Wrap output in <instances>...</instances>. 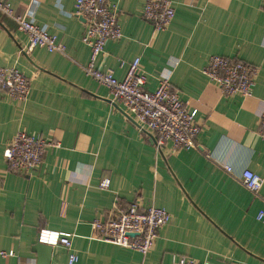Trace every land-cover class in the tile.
I'll return each instance as SVG.
<instances>
[{
	"label": "crops",
	"instance_id": "0c3cea01",
	"mask_svg": "<svg viewBox=\"0 0 264 264\" xmlns=\"http://www.w3.org/2000/svg\"><path fill=\"white\" fill-rule=\"evenodd\" d=\"M26 14L64 47V54L35 48L0 14V67L30 80L23 103L0 94V264H37L32 248L41 230L69 233L75 264H171L184 256L202 264H264V182L254 197L239 182L248 169L264 180V0H171L174 18L157 32L142 17L146 0H112L122 37L108 41L97 68L121 81L139 58L153 92L161 74L200 126L199 150H157L108 89L83 72L90 49L73 15L75 0H3ZM211 56L257 67L251 96L227 97L202 74ZM50 144L32 175L7 172L6 146L18 132ZM211 158H206L205 154ZM221 165L231 167L226 173ZM108 183L107 189H101ZM154 206L170 215L146 256L101 242L90 223L115 207ZM50 264H67L53 247Z\"/></svg>",
	"mask_w": 264,
	"mask_h": 264
},
{
	"label": "built area",
	"instance_id": "2783aa9c",
	"mask_svg": "<svg viewBox=\"0 0 264 264\" xmlns=\"http://www.w3.org/2000/svg\"><path fill=\"white\" fill-rule=\"evenodd\" d=\"M0 14L15 22L17 30L27 37V45L20 49L21 52L30 53L40 48L49 53L64 54L63 45L41 30L26 14H17L7 1L0 0ZM73 15L83 21L85 30L81 42L90 49L89 62L83 67L85 75L108 89L111 101L123 105L129 119L141 133L153 140L157 150L167 143H171L174 151L199 150L196 140L201 129L196 121L197 111L189 110L182 102L170 84V74H161L158 87L148 92L145 89L147 77L139 71V58L129 65L121 81L97 68L105 44L122 37L118 23L119 11L112 0H75ZM142 17L153 24L155 31H163L174 18L173 3L171 0H146ZM257 73L258 69L253 65L222 56H211L202 71L223 95L243 98L251 96ZM29 92L30 80L26 76L15 68L0 67V94L23 103ZM257 134L264 141V113L260 117ZM49 145L39 135L23 131L16 133L3 152L7 172L13 175L34 174ZM205 157L211 158L208 153ZM221 167L232 175L231 167ZM238 178L249 193L258 197L263 178L248 169L242 170ZM100 187L107 189L108 183H102ZM113 212L105 220L96 219L90 223L93 235L101 242L136 251L143 257L152 248L159 231L170 222V215L154 206L142 210L133 204L126 208L115 207ZM256 219L264 223V211H259ZM72 237L69 233L44 229L39 231L37 242L52 248L62 247L67 251V264H75L78 258L72 252ZM11 257H14L13 252L0 250L1 259ZM171 264L202 263L173 255Z\"/></svg>",
	"mask_w": 264,
	"mask_h": 264
},
{
	"label": "water",
	"instance_id": "95a60500",
	"mask_svg": "<svg viewBox=\"0 0 264 264\" xmlns=\"http://www.w3.org/2000/svg\"><path fill=\"white\" fill-rule=\"evenodd\" d=\"M32 251L37 255V264H50L52 247L41 243H36Z\"/></svg>",
	"mask_w": 264,
	"mask_h": 264
}]
</instances>
